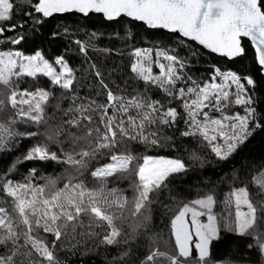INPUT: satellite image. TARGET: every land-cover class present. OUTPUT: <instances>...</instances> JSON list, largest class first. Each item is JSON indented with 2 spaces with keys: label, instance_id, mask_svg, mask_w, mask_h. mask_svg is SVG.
I'll return each mask as SVG.
<instances>
[{
  "label": "snow or ice",
  "instance_id": "obj_1",
  "mask_svg": "<svg viewBox=\"0 0 264 264\" xmlns=\"http://www.w3.org/2000/svg\"><path fill=\"white\" fill-rule=\"evenodd\" d=\"M73 11L84 17L101 14L115 23L126 17L151 30H166L176 34L178 47L131 48L130 71L144 85L132 93L114 92L89 57V49L123 54L97 48L96 40L104 35L97 30L72 41L85 65L79 77L80 69L63 54L50 61L40 50L26 55L0 49V153L13 151L20 139L41 138L0 173V264H64L61 251L74 252L84 237L118 248L113 264H264V159L234 166L220 177L229 189L222 200L217 184L209 181L198 198L178 202L172 182L190 171L183 158L133 151L136 145L167 147L173 138L165 130L175 129L180 137L208 147L217 163H228L254 130L264 127V117L253 107V75L213 64L209 79L200 81L185 72L187 55L197 52L182 57L178 51L189 47L187 38L209 55L235 63L246 55L247 38L255 50L256 72L264 78V0H0V42L20 45L26 27L37 30L53 14ZM5 32L15 34L5 37ZM88 75L95 80L91 98L80 95L81 89L93 87L85 80ZM40 77L46 86L20 87L22 80ZM151 88L164 99L150 96ZM64 101L69 102L66 108ZM57 111L59 123H50ZM188 155L204 165L196 151ZM27 161L68 167L62 175H44L33 167L16 179L18 166ZM121 180L129 181L128 188L117 186ZM165 200L177 205L175 210ZM218 202L224 206L220 214L214 211ZM233 204L234 217L228 211ZM157 207L172 212L167 239L153 230ZM222 231L243 239L257 258L215 257L211 249Z\"/></svg>",
  "mask_w": 264,
  "mask_h": 264
},
{
  "label": "trees",
  "instance_id": "obj_2",
  "mask_svg": "<svg viewBox=\"0 0 264 264\" xmlns=\"http://www.w3.org/2000/svg\"><path fill=\"white\" fill-rule=\"evenodd\" d=\"M25 10H27L25 8ZM21 18L23 12H21ZM67 29V35L65 30ZM97 30L104 35L96 40L97 48L109 47L112 49L122 50V55H117L116 51L111 53L95 52L92 49L88 50V55L91 60L97 64L103 71L106 82L113 91L118 89H126L132 93L133 89L143 91V82L136 81L134 74L130 71V51L133 47H178V40L176 34L167 33L163 30H151L139 22H132L127 18H120L119 23L107 22L101 15L90 14L88 17L72 13L60 16H54L50 19H45V22L38 26L37 30L28 31L25 29V41L20 45L11 46L0 42V49L20 50L26 55L34 54L36 50H40L45 58L50 61L54 60L56 55L63 54L74 68L80 69L77 76H83V68L85 65L82 62V57L78 53V49L72 43L76 39H87L86 32ZM127 33L130 35L126 36ZM58 33L55 37L53 33ZM120 37H125L123 40L115 37V34ZM15 33L5 32V37H11ZM109 34H113L111 40L108 39ZM188 48H178L179 55L184 57L190 51H196V55H187L188 66L185 68L187 75L192 76L200 81L209 79V69L211 65L215 64L222 68H231L237 70L240 74H251L257 80V87L253 97V107L259 116L264 117V78L260 77L256 72L258 65L253 63L254 49L248 40H243V45L246 49V55L243 58L235 59V63H226L227 58H220L214 54L209 55L206 50L196 45L194 42L185 40ZM71 47V51L68 49ZM155 74H158L157 69H153ZM85 80L93 85L92 88L81 89V96H88L89 98L95 96V80L90 75L85 77ZM47 80L40 77L39 80H22L20 87L32 89L33 85L46 86ZM179 87V85H178ZM134 94V93H133ZM154 98L164 99L163 93L155 88H151L148 93ZM97 100L106 97H96ZM68 101L62 102V108L68 106ZM240 114L243 115V110L239 109ZM53 109H48V116H52ZM57 119L50 121V123H59L61 112H56ZM180 127L183 128V122ZM23 131V126L20 128ZM43 131V128H41ZM165 134L173 138L172 143L167 147L157 149H145L143 146H134V153L140 155H163L169 158L181 157L186 165L190 168L187 175H177L173 182L172 188L177 196V201L190 202L192 199L198 198V194L202 191L203 186L207 182L212 181L218 186V197L222 200L229 190L226 185L219 182V178L225 174L230 173V170L235 166L239 167L245 163L259 164L261 159H264V127L256 128L253 135L249 137L243 148L236 154L235 158L228 163H217L210 149L206 146L199 145L196 141L189 138H182L175 129H166ZM41 138L33 137L20 139L18 143L13 145V151L9 153H0V173H4L8 167L21 157L27 149L36 144ZM174 145V147H173ZM68 145L65 144L67 150ZM53 150H57L53 147ZM196 151L201 155L205 161L201 166L199 162H193L189 159V152ZM35 167L37 171L44 175H62L65 172L67 165L60 164L56 161H27L22 162L18 166V173L16 179L26 175L29 168ZM254 175L256 173H253ZM128 180L117 181L116 184L120 188H128ZM111 186V185H110ZM251 188L255 191L258 186L253 184ZM127 195L131 196L129 189ZM163 199V198H162ZM175 210L177 205L171 204L170 201L165 200ZM224 206L218 202L214 211L220 214ZM233 205L228 211L234 213ZM172 212H165L162 207H157L154 214L155 232H160L167 239L169 236V218ZM71 244L74 241H68ZM215 247L211 249L213 255L219 258L233 257L239 259L241 254L246 259H256V253L251 252L244 247V240L236 235L222 231L220 239L214 241ZM171 247V245H170ZM119 255V249L116 247H105L99 244V239L84 237L80 240L77 249L73 251H61V259L64 264H113V257Z\"/></svg>",
  "mask_w": 264,
  "mask_h": 264
},
{
  "label": "water",
  "instance_id": "obj_3",
  "mask_svg": "<svg viewBox=\"0 0 264 264\" xmlns=\"http://www.w3.org/2000/svg\"><path fill=\"white\" fill-rule=\"evenodd\" d=\"M72 13H76V12H70V13H63V14H53V16L52 17H54V16H60V15H65V14H72ZM76 14H79V13H76ZM91 14H95V15H101V14H96V13H91ZM79 15H82V14H79ZM83 16V15H82ZM102 16V15H101ZM52 17H49V18H46V19H50V18H52ZM121 18H126V17H121ZM127 19H129V18H127ZM130 20V19H129ZM139 23H141V22H139ZM163 31H165V32H167L166 30H163ZM168 33V32H167ZM185 40H187V38H184ZM243 40H247V38H243ZM190 42H192V41H190ZM195 43V42H194ZM251 43V42H250ZM199 46V45H198ZM201 48H203L202 46H200ZM204 50H206V49H204ZM207 52H208V50H206ZM214 55H216L217 57H219L217 54H214ZM220 58H222V57H220ZM235 59H238V58H235Z\"/></svg>",
  "mask_w": 264,
  "mask_h": 264
},
{
  "label": "rangeland",
  "instance_id": "obj_4",
  "mask_svg": "<svg viewBox=\"0 0 264 264\" xmlns=\"http://www.w3.org/2000/svg\"><path fill=\"white\" fill-rule=\"evenodd\" d=\"M57 69H58V66H57ZM232 210H234V213L232 212V216L234 217V214H235V206H234V204H233ZM201 219H206V218H201Z\"/></svg>",
  "mask_w": 264,
  "mask_h": 264
}]
</instances>
